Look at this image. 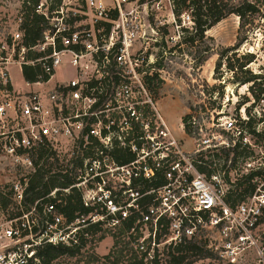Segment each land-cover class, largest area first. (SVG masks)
Segmentation results:
<instances>
[{
    "label": "built area",
    "instance_id": "1",
    "mask_svg": "<svg viewBox=\"0 0 264 264\" xmlns=\"http://www.w3.org/2000/svg\"><path fill=\"white\" fill-rule=\"evenodd\" d=\"M76 1L33 5L45 28L32 47L22 45L21 18L0 38V163L33 172L35 163H82L73 184L30 206L24 190L33 172L24 175V186L18 181L0 192L6 199H0V264H42L43 246H75L79 229L99 221L118 232L131 216L124 238L145 263L166 264L169 249L201 243L222 264H264V151L251 141L260 130L219 116L213 124L232 142L213 127L199 128L198 147L186 154L149 87L159 72L149 40L169 24L178 36L196 31L193 0H81L80 9ZM28 50L38 55L29 59ZM25 64L40 66L44 76L25 80ZM59 66L72 74L56 79ZM12 67L20 70L22 88ZM189 122L194 127L195 117ZM234 146L248 155L226 170L202 162ZM205 164L210 175L198 170ZM132 182L147 186L135 189ZM72 187L90 210L67 222L59 204Z\"/></svg>",
    "mask_w": 264,
    "mask_h": 264
},
{
    "label": "rangeland",
    "instance_id": "2",
    "mask_svg": "<svg viewBox=\"0 0 264 264\" xmlns=\"http://www.w3.org/2000/svg\"><path fill=\"white\" fill-rule=\"evenodd\" d=\"M24 1L0 0V38L13 31L19 18L22 19ZM252 2L259 7V12L253 20L246 22L240 32L241 17L237 13H231L202 35L187 31L178 36L175 28L169 24L159 28L155 42L149 40V49L152 46L157 49L154 57L159 69V72L149 79V87L157 97L163 118L186 154H192L198 147L203 134L198 135L199 128L205 132L209 127H213L212 131L221 135L222 140L232 142L230 132L215 128L213 123L219 116H234L237 124L245 126L247 130L252 127L259 129L260 134H252L251 141L255 144L254 149L264 151V102H254L248 86L241 83L247 71H264V0ZM73 5L80 9L82 2L77 0ZM177 5L180 9L184 8L178 1ZM238 36L247 38L236 46ZM226 48L229 50L226 51ZM222 52L224 55L217 65L219 54ZM71 74L70 67L59 66L55 78L61 80ZM11 75L15 86L22 88L20 70L12 67ZM185 115H189L185 123L190 124L192 116L196 120L194 127L190 125V129L188 128V133L184 130ZM249 118L251 127L246 124ZM203 152L208 153L207 150ZM223 152V149L219 148L212 153L215 156H207L206 160L211 167L226 170L230 163H237L248 155L247 151L243 152L239 148L236 150V157L230 154L229 160L225 161ZM209 164H205V167L210 168ZM37 165L42 166L47 174L63 173L72 167V163ZM32 172L33 170H24L14 164L0 163V192H10L13 184L18 181L24 186V175H30ZM85 237L87 240L79 251L71 256L60 255L49 264H114L116 259L117 263L130 259L128 252L122 253V256L117 252L121 239L119 233L104 225L100 229H91ZM173 253L178 254L175 251ZM184 255V263L188 264H222L214 255L205 251H187ZM164 256L168 258L166 253Z\"/></svg>",
    "mask_w": 264,
    "mask_h": 264
},
{
    "label": "trees",
    "instance_id": "3",
    "mask_svg": "<svg viewBox=\"0 0 264 264\" xmlns=\"http://www.w3.org/2000/svg\"><path fill=\"white\" fill-rule=\"evenodd\" d=\"M38 0H25L22 3V19L20 23V29L23 32L22 45L25 48H29L37 44V42L42 38V32L45 28L44 17L34 11L33 5L37 3ZM184 2V0H182ZM235 2V3H234ZM195 4V23L196 31L199 35H202L207 29L212 25L219 22L226 15L231 13H237L241 18L239 21V32L241 28L246 24V22L253 20V18L258 14L259 7L252 2V0H210L205 3H200L198 0H193ZM247 37H239L236 42V46L244 42ZM229 48H226L228 51ZM38 55L35 51L28 50L26 52L27 58H34ZM224 55V52L219 54L217 65L220 62V59ZM22 76L25 80H35L39 75H43V72L38 65H23L22 66ZM242 84L248 86V90L254 99V102L262 101L264 102V71L253 72L251 70L245 73L244 78L241 80ZM253 102V103H254ZM189 118V115L183 117L184 130L188 133V128L190 129V124L185 123ZM249 127H251V119L249 118L246 121ZM250 132H253L252 128H249ZM237 147L234 146L230 149H223L224 160H229V155L232 154L233 157H236ZM215 156V154L211 155ZM131 159L130 154L127 157V161ZM203 163H208L206 159H202ZM37 165V163H35ZM124 164V163H117ZM82 163H72L70 170L65 172L47 174L42 166H36L35 171L30 175L27 185L24 190V203L27 206L33 204V202L48 194L54 188H66L75 182V171L73 168H80ZM198 170L204 172L207 175H210L214 170L208 169L205 166H199ZM245 182L250 185V177H246ZM239 185L241 183H238ZM147 183L135 184L132 182V187L135 189L145 188ZM2 201H6L4 197L0 195ZM59 210L63 212L67 222L75 221V219L80 218L81 216H86L89 212V208L83 205L81 199V193L77 188L72 187L70 192L63 194L59 204ZM133 224L132 216L128 218L123 226L119 229L118 233L120 235L119 247L117 252L122 256V253L128 252L130 254V259L117 263L118 259L114 264H159L158 262L145 263L140 255L130 246L129 241L124 238V232L128 230ZM103 226V222H96L89 224L85 227L79 229L78 235V244L75 246H62V245H51L47 244L41 248L39 251V256L41 258L42 264H49L55 258L60 255L67 254L69 256L75 254L79 249L84 245L87 240L85 234L91 229H100ZM178 254H174L173 252ZM187 251L202 252L212 255L209 250H207L201 243H187L183 245L175 246L173 249H169L166 254L168 259L166 264H188L184 263L185 255ZM170 254V255H169Z\"/></svg>",
    "mask_w": 264,
    "mask_h": 264
},
{
    "label": "crops",
    "instance_id": "4",
    "mask_svg": "<svg viewBox=\"0 0 264 264\" xmlns=\"http://www.w3.org/2000/svg\"><path fill=\"white\" fill-rule=\"evenodd\" d=\"M181 123V122H180Z\"/></svg>",
    "mask_w": 264,
    "mask_h": 264
}]
</instances>
